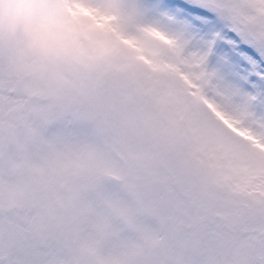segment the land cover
Instances as JSON below:
<instances>
[{"label":"snow or ice","instance_id":"6c2138e0","mask_svg":"<svg viewBox=\"0 0 264 264\" xmlns=\"http://www.w3.org/2000/svg\"><path fill=\"white\" fill-rule=\"evenodd\" d=\"M53 8L0 22V264H264V0Z\"/></svg>","mask_w":264,"mask_h":264},{"label":"clouds","instance_id":"9594fccd","mask_svg":"<svg viewBox=\"0 0 264 264\" xmlns=\"http://www.w3.org/2000/svg\"><path fill=\"white\" fill-rule=\"evenodd\" d=\"M59 2L60 0H0V22L5 28L22 26L29 29L39 18L42 27L50 25V14L59 11L53 6ZM83 23L85 27L100 32L106 30L111 21L89 15L84 18Z\"/></svg>","mask_w":264,"mask_h":264},{"label":"rangeland","instance_id":"374dc122","mask_svg":"<svg viewBox=\"0 0 264 264\" xmlns=\"http://www.w3.org/2000/svg\"><path fill=\"white\" fill-rule=\"evenodd\" d=\"M146 2L152 3L154 0H146ZM181 21L184 24L191 25L193 28H196L199 33V37L206 40H212L215 38L214 52L213 56L210 58V63L213 66H215L217 60H221L226 62L229 67L234 69L240 68L236 58L239 57L241 59H246V54L239 53L236 50V46L233 42H231L221 25L211 23L207 20H200L195 16L181 17ZM245 71L251 70L249 69Z\"/></svg>","mask_w":264,"mask_h":264}]
</instances>
